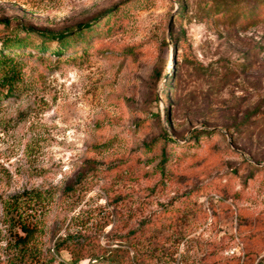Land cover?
<instances>
[{"label": "rangeland", "instance_id": "rangeland-1", "mask_svg": "<svg viewBox=\"0 0 264 264\" xmlns=\"http://www.w3.org/2000/svg\"><path fill=\"white\" fill-rule=\"evenodd\" d=\"M100 19L66 51H5L21 74L0 97V264L28 193L45 263L78 233L123 264H264V0H0V50Z\"/></svg>", "mask_w": 264, "mask_h": 264}, {"label": "trees", "instance_id": "trees-1", "mask_svg": "<svg viewBox=\"0 0 264 264\" xmlns=\"http://www.w3.org/2000/svg\"><path fill=\"white\" fill-rule=\"evenodd\" d=\"M182 15H184V5L179 12V16L182 17ZM113 17L114 11L109 13V17H107L105 21L108 22L109 19ZM100 21L101 19L94 23H84L79 26L77 30L67 29L63 32L57 33L36 31L29 27L26 28L27 33H35L37 34V37L42 40L39 44L35 43L28 34L22 38L5 39L2 42L3 49L0 50V97H9L14 94L15 84L21 74L17 63H15L10 54H6L5 51H8V49L14 51L15 49L34 47L39 51H52L53 53L63 52L71 49L72 46L79 45L85 39H89L92 32L100 29ZM5 23L9 24L8 21H5ZM107 25L110 26V24ZM108 29L109 31L111 30V28ZM171 37L176 38L175 36ZM47 41H58L60 46L56 48L52 47ZM156 116H158V114H156ZM166 122H171V117L168 113L166 115ZM204 133L209 132L205 131ZM193 134V140H196L200 135V133H197L196 131L193 132ZM165 138L167 142L172 144L175 143V141L168 135L165 136ZM178 138L182 139V137ZM167 161L168 158L163 156L161 163L164 164ZM161 169L163 173L165 171V166L162 165ZM19 197L21 198L15 196L14 201L8 202L6 208V215L8 216L10 233L12 235V238L8 242V246L12 252V257L9 258L10 262L8 264H23L28 261L36 262V264H54L56 261L54 256L51 255L50 259L45 263V260L40 259L41 256L39 252L32 246V243L37 234L41 231V228L36 223H33L29 216L23 211L24 206L30 207L32 204H36L37 199L40 198V194L28 193ZM53 250L55 254H60L62 250H66L71 256L69 262L60 260L58 261V264H79L80 261L85 258H93L97 261L105 259V261L109 263H126L122 258L121 253L123 251L120 247L106 248L100 244L98 239L92 236L85 237L78 233H69L64 237H60L54 243Z\"/></svg>", "mask_w": 264, "mask_h": 264}]
</instances>
